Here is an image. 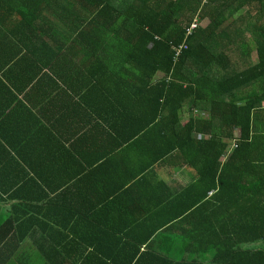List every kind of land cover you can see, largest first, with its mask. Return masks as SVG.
I'll return each mask as SVG.
<instances>
[{"label":"trees","instance_id":"trees-1","mask_svg":"<svg viewBox=\"0 0 264 264\" xmlns=\"http://www.w3.org/2000/svg\"><path fill=\"white\" fill-rule=\"evenodd\" d=\"M263 14L264 0H0V27L9 33L0 32V68L13 72L0 76V201L14 200L8 219L0 214V264L6 257L9 264H264ZM15 15L21 33L7 22ZM55 72L62 83L50 84ZM14 94L39 98L35 106L52 94L87 113H31L49 124L29 133L28 116L7 114ZM57 121L69 124L58 134ZM112 131L125 143L110 146L111 155L141 149L126 183L181 155L201 176L170 206L159 205L169 211L162 225L124 241L85 213L98 207L92 190L119 192H106L110 173L86 146L98 137L113 144ZM58 135L71 145L66 160L21 164L30 146L60 149ZM222 165L228 181L220 198L208 197ZM63 177L61 191L54 184ZM81 181L85 198H73ZM175 232L191 241L180 261L164 247ZM38 235L34 249H21Z\"/></svg>","mask_w":264,"mask_h":264},{"label":"crops","instance_id":"crops-1","mask_svg":"<svg viewBox=\"0 0 264 264\" xmlns=\"http://www.w3.org/2000/svg\"><path fill=\"white\" fill-rule=\"evenodd\" d=\"M17 3L21 4V1H17ZM235 18H238V15H235ZM19 21H21L19 15H15L13 18H10L7 21L8 23L15 25L16 33H18V31H20L19 33L22 32V29L18 27V25L21 24L19 23ZM54 21L55 20H53L52 23H54ZM250 23L251 22L249 21V24ZM60 26L61 25H59V27L56 26V28L62 30ZM0 32L9 35V33L2 27H0ZM68 53L70 54V56L72 55V52ZM8 70V68H0V76L3 77L4 74L12 75L13 72H6ZM61 76V72H55L52 75L53 80L50 82V84L58 82L62 83L63 79ZM61 86L64 87L65 85L61 84ZM39 100V98H36L35 101L31 100L30 102L29 98L27 99V102H25V94H20L16 97L11 96L9 100H6L5 104L6 106L10 105V109L8 110L7 114L8 116H20V118L23 120L28 116L30 122L26 123V125L27 128L29 126V133H31L36 131L37 129L44 132V127L49 124L48 122L45 124H41L38 121H35L34 117L31 116V113H34L37 116L45 119L46 115H52L54 117L60 118L62 117L64 112L71 113V111H75L79 113L80 111V113H82L85 111V114L87 113L86 110H73V105L69 106L72 100L68 105H65L59 98L54 97V95L52 94L47 95L46 98H44V101L39 106H35V103ZM10 102H12V104H10ZM19 102L26 104L24 110L16 108ZM18 123H14L13 127H16ZM67 125L69 124H63L62 122L57 121L55 125V128L57 127V134L58 130L62 132ZM34 126H36V128H34ZM55 128L53 129L54 131ZM76 128V126L73 127L71 131L75 130ZM112 132L113 134L111 142L113 144L104 142L102 141V139H100V137H98V142L89 143V145L86 146L87 148L89 147L88 151H96L97 157L101 159V165H103L101 172H106L107 176L108 172L110 173L107 179H105V183L107 185L106 192H112L116 189H118L119 192H117L115 196L109 197L106 193L104 194L105 191L101 186L98 189L96 188V190H92L91 192L93 195V204L98 207H86L85 213L87 215H93V219L97 222L98 229L103 231L116 230V236L120 239V241H124L127 239L126 236L129 235L130 232L137 231L150 234L153 230H156L158 228V225L162 223V219L166 218V214L169 212L163 211L159 205L168 201V203H164L162 204V206H170L172 204V202L170 201L172 200V198H174V194L185 195L184 193L187 192V190L185 189H187L190 184L197 183L201 176L199 173H197L196 166H193L192 162L188 161L186 157L181 155L180 157H178L180 159H171L162 164L161 167L156 166L155 168H152L148 176H145L142 171L140 177H138L137 179H133L130 183H126L124 180L126 178L128 180V176L131 175V171H127L126 168L133 166L132 160H137L140 158L139 154H142L141 149L140 147L138 148V144L128 145L124 148V150L120 148L116 149L118 153L116 157L114 156L115 153L111 155L109 150H111L112 148L110 149V146H113L115 148L117 144L120 146L122 145L120 143H125V137L124 139H122V137L115 134V131ZM59 139L62 143H64L63 146L58 145L60 149L55 148L54 144H50L49 142H47L44 146L38 145L36 149L30 146V152L22 157V159L26 162L22 163L20 161L21 164L26 165L27 162L34 161V156L38 158V162H41L43 159L66 160L67 151L64 147H70L71 145L65 143L64 139H62L61 136H59ZM38 141H41V137H39ZM72 151L73 150H71V153ZM80 156L81 155H79L78 158H80ZM110 159H113L115 161L110 164ZM219 161L222 164L227 160L222 158ZM198 162L199 161H196L194 162V164H197ZM146 164L147 163H145V165H138V168L141 169V167L143 165L145 167ZM200 165L202 166V163ZM216 169L217 168H215L213 172H215ZM125 170L127 172H125ZM223 170H225L224 165H222V168L219 167V170H217L218 174L216 175V179L214 180L216 186L215 189L209 191L208 197L213 198V196H216L220 198L221 184L223 183L222 179L224 178L223 181H228L226 179L227 171H224L225 175L222 176L224 174L222 173ZM94 181L95 179H92L88 184H93ZM66 182L67 180H65V177H63L54 185L59 186L58 183H62L63 186L61 188V191H64V189L67 188V186L64 185V183ZM212 184V181H210V183L208 182L206 188L212 186ZM72 185L73 182L70 181L69 186ZM84 185L86 184L83 181L79 182L77 189L78 187H82ZM122 188H124L125 191H128V189L131 190L130 192L125 193L124 191L120 190ZM88 189H93V187H88ZM75 196H77V198L82 197L84 199V190L79 188L78 191H74L73 198ZM6 199V202L0 201V214L3 219L6 218L7 220L8 217L6 216L8 209H11L13 207L14 200H12L11 196L9 195L6 196ZM2 214H4L5 216H3ZM124 231H128L129 233L124 234ZM41 239L42 238L39 235L36 238L27 239L26 244L23 243L21 245V249L30 248V246H36V244L40 242ZM150 240L158 241V238L153 237ZM7 241L8 240L6 239V243ZM190 243V238H188L186 234L175 232V235L167 241L164 247L167 248V252L174 253L176 255L170 256L172 260L180 261L182 257L188 254L186 251L185 252L187 254H184L183 252L184 247L186 245L189 246ZM5 264H9V262L7 261V257L5 260Z\"/></svg>","mask_w":264,"mask_h":264},{"label":"rangeland","instance_id":"rangeland-1","mask_svg":"<svg viewBox=\"0 0 264 264\" xmlns=\"http://www.w3.org/2000/svg\"><path fill=\"white\" fill-rule=\"evenodd\" d=\"M259 19H260V18H259ZM260 20L264 22V14H263V16H262V18H261ZM260 23H261V22H260ZM185 121H186V118H185ZM30 257H31V258H35V256H33V255H30Z\"/></svg>","mask_w":264,"mask_h":264},{"label":"built area","instance_id":"built-area-1","mask_svg":"<svg viewBox=\"0 0 264 264\" xmlns=\"http://www.w3.org/2000/svg\"><path fill=\"white\" fill-rule=\"evenodd\" d=\"M195 27H196V25H192V27H191V28H195ZM190 31H191V30H190ZM190 31H189V33H191Z\"/></svg>","mask_w":264,"mask_h":264},{"label":"clouds","instance_id":"clouds-1","mask_svg":"<svg viewBox=\"0 0 264 264\" xmlns=\"http://www.w3.org/2000/svg\"><path fill=\"white\" fill-rule=\"evenodd\" d=\"M192 27V26H191Z\"/></svg>","mask_w":264,"mask_h":264}]
</instances>
